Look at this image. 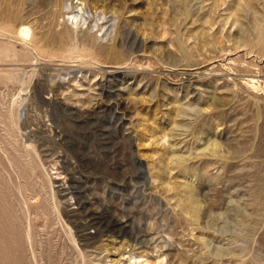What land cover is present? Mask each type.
I'll return each instance as SVG.
<instances>
[{"label":"rangeland","instance_id":"374dc122","mask_svg":"<svg viewBox=\"0 0 264 264\" xmlns=\"http://www.w3.org/2000/svg\"><path fill=\"white\" fill-rule=\"evenodd\" d=\"M0 264H264V0H0Z\"/></svg>","mask_w":264,"mask_h":264},{"label":"bare ground","instance_id":"6f19581e","mask_svg":"<svg viewBox=\"0 0 264 264\" xmlns=\"http://www.w3.org/2000/svg\"><path fill=\"white\" fill-rule=\"evenodd\" d=\"M78 5V6H77ZM76 5V10L73 11L74 13H72L71 15H69V17H67V20H70L72 23H77V24H86L87 20L91 18L90 14H89V10L87 9L86 3L85 2H80L79 4ZM65 7V6H64ZM71 6L66 4V9H70ZM68 11V10H67ZM69 13V11H68ZM90 16V18H89ZM99 16V15H98ZM98 19L95 20L94 22V26H101L100 31H102V35H109L110 31L108 30V28L111 25H103V23H109L110 20L107 19V17L105 15H102V17H96ZM100 21V22H99ZM99 24V25H98ZM115 24H112V27H114ZM105 29V30H104ZM30 29L28 28V26H21L19 29V34L21 36L24 37H28L30 35ZM103 88V87H102ZM97 90V89H96ZM96 93V92H95ZM93 96V95H92ZM99 96V95H98ZM120 103V102H119ZM140 174V173H139ZM77 205V204H76ZM79 205V204H78ZM80 206V205H79ZM78 208V207H77ZM116 223V222H115ZM118 224V223H117ZM126 226V225H125ZM114 228V227H113ZM121 228V227H120ZM119 231V230H118ZM138 235V234H137ZM136 235V236H137ZM146 236V234L144 235V237ZM141 237H135V241L138 242V240H140ZM132 239V236H131ZM143 240V239H142ZM143 243V242H141Z\"/></svg>","mask_w":264,"mask_h":264}]
</instances>
